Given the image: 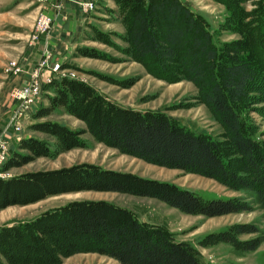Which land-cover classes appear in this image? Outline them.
Returning <instances> with one entry per match:
<instances>
[{"label":"trees","instance_id":"trees-1","mask_svg":"<svg viewBox=\"0 0 264 264\" xmlns=\"http://www.w3.org/2000/svg\"><path fill=\"white\" fill-rule=\"evenodd\" d=\"M111 1L122 16L134 60L156 78L190 82L221 127L226 146L235 157L225 159L220 143L186 129L163 113L120 107L95 88L66 76L50 84L48 104L34 110L37 122L30 127L53 138L56 147L45 139H21L10 148L2 171L83 149L81 135L86 133L97 143L147 164L195 174L230 189L263 194L264 148L245 133L235 110L250 94L263 91L257 70L248 62L223 58L213 44L208 18L180 0ZM80 55L91 57L86 52ZM59 109L82 122V131L56 121H40ZM90 191L147 197L184 214L207 218L249 210L242 199L204 200L169 182L78 163L0 178V211ZM255 233L258 229L251 225H234L208 235L206 243H227L250 252L263 239L240 242L237 235ZM78 254H97L119 264H205L190 245L173 241L162 228L140 222L133 211L105 201L68 202L34 220L0 228V264H61Z\"/></svg>","mask_w":264,"mask_h":264},{"label":"rangeland","instance_id":"rangeland-1","mask_svg":"<svg viewBox=\"0 0 264 264\" xmlns=\"http://www.w3.org/2000/svg\"><path fill=\"white\" fill-rule=\"evenodd\" d=\"M180 1L193 12L208 18L213 44L223 58L248 62L257 70L258 83L263 91L250 94L249 100L237 105L235 110L243 122L245 133L264 148V0ZM90 2L92 0H0V156L3 147H6L8 159L10 148L16 147L21 139L29 137L45 139L52 148L56 147L53 138L30 129L37 122H31L34 110L40 107L41 100L49 95L48 92H52L50 84L40 86L41 92L32 114L25 120L24 133L19 141L15 140L16 127L19 125L14 119L18 101L13 99V91L26 85L29 73L31 75L47 45L52 53L51 60L59 61L60 67L67 70L65 75H72L74 79L95 88L120 107L163 113L186 129L220 143L224 147L225 159L235 157L226 146L221 127L210 110L199 101L197 89L186 80L170 83L148 74L132 56L127 30L116 4L111 0H98L86 14L81 7ZM68 4L77 5L81 16L86 19L77 27L76 47L70 55H64L66 57L60 60L58 47L50 40H54L58 29H66L69 18L65 16L63 19L62 15ZM43 17L50 19V22L54 20L50 26L52 39L50 33L44 38L39 33L38 22ZM56 19L61 20L58 22ZM80 51L91 57L81 56ZM46 119L63 123L70 130L82 131L84 128L82 122L68 116L61 109ZM81 139L85 148L77 152L38 158L22 167L3 170L2 173L7 179L28 172L89 163L104 169L169 182L196 193L204 200L242 199L248 204L249 210L207 218L184 214L147 197L90 191L48 197L34 206L15 207L7 214L8 218H0V228L34 220L44 212L68 202L105 201L133 211L140 222L162 228L173 241L190 245L205 264H264V193L255 195L252 191L230 189L195 174L147 164L97 143L86 133L81 135ZM239 224L258 229L255 234L237 235L240 242L253 238L263 239L256 250L248 252L227 243H206L208 235ZM61 264L119 263L97 254H78L63 259Z\"/></svg>","mask_w":264,"mask_h":264},{"label":"built area","instance_id":"built-area-1","mask_svg":"<svg viewBox=\"0 0 264 264\" xmlns=\"http://www.w3.org/2000/svg\"><path fill=\"white\" fill-rule=\"evenodd\" d=\"M98 0H92L90 3L83 4L81 9H83L84 13H89L93 7L94 3ZM53 20V19H52ZM50 19L48 18H40L38 22V28L39 33L42 38L46 37V35H49L51 31V23ZM54 21V20H53ZM47 44V42H45ZM51 52L49 48L44 47L43 53L41 55V58L39 62H36V67L31 72V75L29 73V77L27 82L24 84L25 86L21 89H17L13 91V99L18 101V107L15 109V120H17L19 125L16 127V134L17 137L15 140L19 141L22 137V134L24 133V123L25 120L30 118V115L32 114V109L35 106L39 95H40V86L41 85H48L51 84L53 81H56L62 77H66L64 72H67V70L60 67L59 61H52L51 60ZM47 71V74H46ZM69 77L73 78L72 75ZM9 149V148H8ZM8 151L6 147H3L2 155L0 156V178L5 179L2 171V167L4 162L6 161L8 154Z\"/></svg>","mask_w":264,"mask_h":264},{"label":"crops","instance_id":"crops-1","mask_svg":"<svg viewBox=\"0 0 264 264\" xmlns=\"http://www.w3.org/2000/svg\"><path fill=\"white\" fill-rule=\"evenodd\" d=\"M62 16H63V19L65 16H67L69 18L67 21L66 29H64L63 27H62V29L60 28V30L58 29L56 31L57 34L54 35V40H50L53 44H55L58 47V56H59L60 60H63V58L66 57L64 55H67V56L70 55L71 51L76 47V45L78 43V31H76L77 27L81 26L82 22H84L86 19L85 16L84 17L81 16L79 8L75 4L74 5L68 4L66 6ZM58 20L59 19H56V21H58ZM60 20L58 22H60ZM63 22H64V20H63ZM63 22L61 24H63ZM50 37L52 39V32L51 31H50ZM51 42H50V44H51ZM37 59H38V57L35 59V61ZM48 94L52 95V92H48ZM40 104H39L40 106H47V104H48L47 97L44 100H41ZM45 120H47V119L46 118L41 119L40 121H45ZM31 122H35V120L31 119ZM78 150H80V149H78V148L72 149L68 152L61 153L60 155L65 156L66 154H70L72 152H77ZM42 201L43 200H41L37 203H34V204L27 205V206H34V205H36ZM27 206H23V207H27ZM15 207H22V206H12V207H8L6 209L1 210L0 211V218L1 217L8 218L7 214L10 213V210H12Z\"/></svg>","mask_w":264,"mask_h":264}]
</instances>
